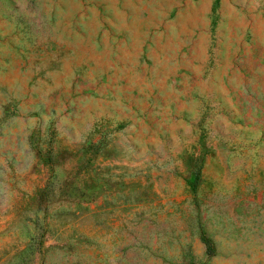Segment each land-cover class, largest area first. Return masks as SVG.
Here are the masks:
<instances>
[{
    "label": "rangeland",
    "instance_id": "374dc122",
    "mask_svg": "<svg viewBox=\"0 0 264 264\" xmlns=\"http://www.w3.org/2000/svg\"><path fill=\"white\" fill-rule=\"evenodd\" d=\"M0 264H264V0H0Z\"/></svg>",
    "mask_w": 264,
    "mask_h": 264
},
{
    "label": "trees",
    "instance_id": "16d2710c",
    "mask_svg": "<svg viewBox=\"0 0 264 264\" xmlns=\"http://www.w3.org/2000/svg\"><path fill=\"white\" fill-rule=\"evenodd\" d=\"M199 175H200L199 166L193 167L192 168V174H191L190 178L188 179V183L191 186H195L197 184L198 179H199ZM199 239L201 240V242L205 246L206 254L208 256L213 255L215 252L214 243H213L212 239L207 235V233L203 229H201L199 232Z\"/></svg>",
    "mask_w": 264,
    "mask_h": 264
}]
</instances>
